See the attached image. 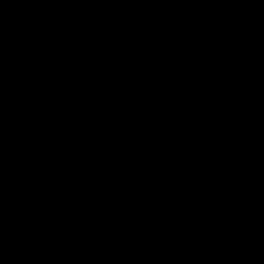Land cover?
<instances>
[{
	"label": "water",
	"instance_id": "water-1",
	"mask_svg": "<svg viewBox=\"0 0 264 264\" xmlns=\"http://www.w3.org/2000/svg\"><path fill=\"white\" fill-rule=\"evenodd\" d=\"M0 264H264V0H0Z\"/></svg>",
	"mask_w": 264,
	"mask_h": 264
}]
</instances>
